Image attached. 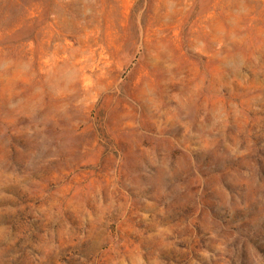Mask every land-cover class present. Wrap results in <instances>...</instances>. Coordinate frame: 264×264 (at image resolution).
Instances as JSON below:
<instances>
[{
	"label": "rangeland",
	"instance_id": "obj_1",
	"mask_svg": "<svg viewBox=\"0 0 264 264\" xmlns=\"http://www.w3.org/2000/svg\"><path fill=\"white\" fill-rule=\"evenodd\" d=\"M0 264H264V0H0Z\"/></svg>",
	"mask_w": 264,
	"mask_h": 264
}]
</instances>
